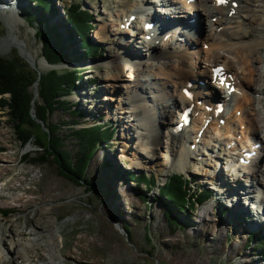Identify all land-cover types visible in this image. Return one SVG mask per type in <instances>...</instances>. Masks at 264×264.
Wrapping results in <instances>:
<instances>
[{"label": "rangeland", "instance_id": "374dc122", "mask_svg": "<svg viewBox=\"0 0 264 264\" xmlns=\"http://www.w3.org/2000/svg\"><path fill=\"white\" fill-rule=\"evenodd\" d=\"M20 1L22 5L19 7V14L11 15V10H0V56L8 58L14 53L20 56L17 45L18 50L13 45L10 48H5L1 45L9 33L4 18L5 15L17 16V34L19 39L23 41L25 50L36 55L34 62L36 68L34 70L37 73H44L52 68L77 69L82 73L79 80L75 83V89L67 99L75 107V110L83 111L85 116L76 118L73 114H69L67 106L64 109L54 111L48 117V122L57 124L61 132L65 131L66 133H68V130H65V126L71 124L74 120L78 122L75 125L76 127H87L104 123L112 130V137L95 149L86 168L84 176L86 181L84 180L79 185L75 181L61 175L55 162L52 160L44 164H35L31 159L28 160L27 157H23V155L28 153H31L30 158L34 157L35 147L29 143L23 147L20 145L12 124L9 122L6 114L0 111V193L5 195V199L0 198V210H10L8 215L0 216V233L3 230L6 234L4 237L7 239L11 238L13 234L9 228L11 225L14 227V232L19 233V231H22L27 226L25 223V213L28 212V215L32 216L33 210L37 208L46 210L47 217L50 220L49 235H53L57 239V247H52L57 264H65L60 260V253L68 264H264V249L260 248V245L264 246V238H262V235H259V232H262L261 229L258 228L259 232H257L256 229L248 228L247 223L251 222L246 220L244 216L231 218L230 212L232 211L229 210V200L227 198H220V193H216V191L210 188L211 183L209 185L202 180L208 179L206 178L207 175L202 176L201 174L194 173L195 171L212 172L214 168L211 165V160H215L214 154H220L222 155L220 163L222 161L223 163L217 167L218 171L220 170V174L224 178L233 179V177H230V173L225 168L223 169L225 167L223 159L227 158L228 155H223L222 152L231 149L235 143V139L237 140L243 136L241 124L237 119L238 113H235V109L229 111L233 118L232 123L230 122L232 128H230V124L227 127L226 122L221 124L223 129H230V134L224 135V137L226 136V140L224 139L226 145L222 146L221 149L217 147L218 143L215 142L217 136L216 132L213 131L205 138L209 140L210 144L215 143L216 146L213 148L210 145L212 151L207 148L201 149V142L196 141L197 134L194 141L190 143L189 149L194 150L196 153L198 151V153L189 161L187 170L180 171L176 169L167 173L164 168L158 172L150 170L147 167L135 168L136 160L132 157L130 150L120 152L121 141L118 139V134L122 130L121 123L109 117L108 110L103 112L94 106L95 101L101 103L102 97L106 95V92L103 90L104 87L101 85L103 84L101 77L105 74L106 68L101 66V62H110V41L111 37L114 36L113 29L122 28L120 27V13L124 11L125 15H130V10L138 5L136 3L137 0H53L55 12L46 15L49 25L55 26L58 32L63 34V37L64 35L68 36L67 15L64 6L69 1H77L83 7L88 8L92 14L94 29L89 36L92 38L93 44H96L98 47L100 46V48L103 47L100 52L93 56L75 58L74 56L82 53L79 50L80 40L76 36L72 39L66 37L64 39L67 45H69L67 51L75 50V55L69 64L53 65L54 67L48 64L41 56V43L35 32L42 25L37 20H32L28 15L32 11V1ZM256 3L259 4L260 1ZM14 4L15 2L12 5L14 6ZM126 4L131 5L127 6ZM235 4L233 5L235 6ZM180 7V10L185 9V5ZM150 9H153V5L152 7L150 5ZM202 16L205 15L202 13ZM249 16H252L254 19V22L249 26H254L260 15L258 12H254L249 13ZM197 18L199 17L197 16ZM213 18L215 17L205 18L206 21L202 22L201 26L194 27L192 33H188L189 39H193L196 35L200 39L197 46L193 45L191 47V52L196 49L204 52L208 48L203 35L210 32L211 27H207L205 24H207L208 20L214 21ZM101 25H105L106 32L110 36L112 35L109 37L110 39L107 38L106 40H102V42L95 36ZM218 30L216 29V31ZM247 30L249 31L247 40L254 41L258 38L257 31L252 32L250 29ZM123 36L124 38H128L125 33ZM136 40L138 41L131 39L132 46H135V50L142 51V55H137V58L131 53L133 58L129 55L130 59L128 62L130 65L150 62V70L154 69V71H157L163 59L155 55L148 58L147 52L141 47L140 43L142 40ZM219 52L222 51L219 50ZM206 53L209 55V52L206 51ZM258 54L256 53L255 56H258ZM260 54L263 55L264 59V49L260 50ZM131 60L138 62L136 63ZM156 61L158 62L156 63ZM170 61L173 62V60ZM41 62L42 64L40 65ZM123 62V60L118 61L120 65ZM162 62L163 64H167L169 60ZM255 65L258 67L263 66L261 63H256ZM124 78V83L130 84V87H138L135 81L127 79L130 77L125 76ZM143 81L145 79H142ZM150 81V79H147L146 83L150 85ZM200 81L202 82L203 80ZM220 86L218 84L215 88L214 86L212 87L215 90V95L220 94ZM262 87L264 91V83ZM135 91L136 93H128V97L131 100H134V97H139L142 93L145 96L144 100L137 104L143 103L148 104L150 107L153 106L151 99L146 97L147 94L141 92L139 88H136ZM204 91L202 90L203 93H205ZM151 93L155 95L160 94L156 90H151ZM118 95L119 92H116L115 96L117 97ZM96 96H98V99L95 100ZM261 96L264 98V94H261ZM103 102L105 103L106 101L103 100ZM196 104L198 103L196 102ZM111 107L112 105L108 109ZM154 107L157 108L156 106ZM180 111L181 107L179 108L178 105L172 119H165L173 121V119L179 116L177 113ZM140 119L150 125L153 123L144 113L140 115ZM243 123L245 125L246 121L244 120ZM208 124L210 125V122ZM45 131V128L41 126L35 130L36 134L41 137H45ZM130 132L132 131L130 130ZM192 133L190 132V135H193ZM229 136L233 138L228 141L227 137L229 138ZM190 138L192 139L193 136H190ZM200 139L202 137L199 138V141ZM132 143L133 141L131 140L129 145L131 144L132 146ZM194 144L195 146L192 148ZM65 145L71 155H75L77 151L75 141L67 140ZM147 145L148 143H145V147ZM160 145L159 153L164 155L169 148L165 147L164 142L160 143ZM230 145L231 147L229 148L228 146ZM28 146L29 148H27ZM145 147L143 145L139 148ZM199 148L200 151L205 149L208 155L200 157ZM109 157L116 160L117 164L114 174L115 178L112 180H116L117 182L115 190L120 191V194L117 193L118 196L116 195V202L118 204L116 212L119 215L115 211H112L113 209L108 198L109 195L105 188L106 180L104 172L106 165H108ZM175 164L179 165L180 162L176 161ZM261 166H264V160ZM174 173L182 174V177L189 181L191 190L203 188L204 190H208L211 195V197L208 196L202 200L203 204L195 202L192 211L180 214L182 226L169 225L164 214L165 199L164 197H159V187ZM140 175L154 176L157 181L155 187L148 190L144 185H137L135 179ZM245 180L244 176L240 177V185L241 183L247 185L248 182ZM90 183L94 187L91 188ZM89 188L91 190H88ZM256 191L257 189H254V192H250L249 194L255 196ZM10 196L20 198V201L16 202L11 198L9 199ZM27 199L30 202L27 204L28 207L23 209L21 204ZM247 201L245 200L244 203ZM232 204L233 200L229 205L232 206ZM249 205L251 206V203ZM250 206L246 205V208L249 209L251 208ZM250 217L254 218V216ZM123 226L127 228L128 232L123 229ZM256 232L258 236H252ZM262 233L264 234V232ZM26 239V236L19 237L21 247ZM45 240L47 238L41 239L38 244L45 242ZM37 264H41V262L38 261Z\"/></svg>", "mask_w": 264, "mask_h": 264}, {"label": "bare ground", "instance_id": "6f19581e", "mask_svg": "<svg viewBox=\"0 0 264 264\" xmlns=\"http://www.w3.org/2000/svg\"><path fill=\"white\" fill-rule=\"evenodd\" d=\"M154 1H158L164 9L162 7L158 8L157 11L150 9L147 4H153ZM258 1H260L259 4L256 3ZM233 2L238 4L236 8L233 7ZM118 3L120 4V2ZM136 3L138 5L130 10V15H125L124 11L120 13L121 24H119L122 28L113 29L114 36L111 35V37L106 32L105 25H101L95 34L96 38L101 41L111 37V54H109L110 62H101V66L106 68L105 74L101 77L103 82L101 85L105 88L103 90L106 95L102 97L101 103L95 101L94 106L103 112L108 110V116L121 123L122 130L118 134V139L121 141L120 152L130 150L132 157L136 160L135 168L147 167L156 172L164 168L168 173L176 169L180 171L187 170L189 161L198 153V151L196 153L194 150H190L189 146L199 132H201L202 137L198 141L201 142V149L207 148L212 151L210 145L213 148L216 146L215 143L210 144L209 140L205 138L213 131L216 132L215 142L218 143L217 147L221 149L222 146L226 145V142H224L226 136L224 137V135L230 134V129H223L219 124V118L226 120L227 127L233 118L230 112L222 115V111L216 114L214 109L219 101L224 104H234L235 111H241L242 114L237 117L241 124V132L248 131L254 138L253 142H251V137L248 139V136L245 140L239 139L231 149L222 152L223 155L231 156L225 158L223 169L225 168L233 179L224 178L220 174V170L218 171L217 163H220V159H222L220 154H214L215 160H211V165L214 168L212 172L195 171L194 173L202 176L207 175L206 178L208 179L202 180L209 185L211 183L210 188L216 193L219 192L220 198H227L229 204L233 200L232 206L228 204L229 210L232 211L230 212L231 218L244 216L246 220L251 222L247 223L248 228L254 230L260 228L264 232V166H261L264 160V98L261 96V94H264L262 87L264 83V59L263 55L260 54V50L264 49V0H230L221 5H217L214 0H195L194 5L191 3L186 4V0H137ZM142 3H146V6ZM178 4L187 6L184 7L185 9L180 10L181 7ZM21 5L20 0H0V9L11 10V15L19 14ZM126 5L130 6L131 4ZM160 12L169 13L177 21L158 16ZM254 12H258L260 16L254 26H249L254 22L249 13ZM202 13L205 16H202ZM11 15H5L4 17L9 33L1 45L5 48L17 45L20 53H24L26 50L23 41L19 39L17 34L18 18ZM131 15L135 16L134 21H131ZM58 17L60 18L59 15ZM208 17H215L213 18L214 21H207L205 26H210L211 30L208 34L203 35V39L208 44L206 51L209 52V55L206 51L200 52V49L191 52V47L193 45L197 46L200 39L198 35L194 36L193 39H189L188 33H192L194 27L201 26L202 22L206 21L205 18ZM146 20L154 23V29L152 30L154 34L143 27ZM216 29L219 30L216 31ZM247 29L252 32L257 31L258 38L254 41L247 40L249 36ZM124 33L127 34L128 38H124ZM147 35H150L149 39L145 38ZM131 39H135V41H138L136 39L142 40L140 44L144 51L147 53L153 52L156 57L163 59L162 61L169 60V63L163 64L161 61L157 71L150 70V62L130 65L128 62L130 59L129 54L133 53L137 58V55H142V51L134 49L135 46H132ZM121 52L124 53V59L120 54ZM256 53H259L258 56H255ZM25 54L32 62H35V54L28 51ZM119 60L124 61L122 65L118 63ZM170 60H173V62ZM42 61L44 60L42 59ZM256 63H261L263 66L258 67L255 65ZM216 66H222L225 71L224 76H226L224 84L220 86L219 95L211 94L212 87L215 88L218 84L220 85L218 79L213 80L212 76L213 68ZM125 76L130 77L127 79L135 81L138 85L136 88L147 94L146 97L151 99L153 103L152 107L156 106L157 108H152L148 104H137L144 100L145 96L142 93L139 97H134V100H131L128 93H136V88L124 83ZM142 79H145V81L142 82ZM147 79L151 80L150 85L146 83ZM200 80H203L208 88L201 86L198 82ZM192 81L193 83L189 84ZM226 82L228 86L225 85ZM187 86L193 92L194 100L183 93L184 87ZM230 86H234L233 92H230ZM151 90L159 91L160 94H152ZM202 90H205V93ZM116 92H119L117 97L115 96ZM124 95L126 96L124 97ZM97 97H95V100L98 99ZM198 99L203 102L202 105L196 104ZM103 100L106 102L104 103ZM111 105L112 107L108 109ZM178 105L179 108L181 107V111L177 113L179 116L173 121H168L167 119L171 120L175 115ZM188 105H192V123L177 130L175 125L180 122L181 113L184 107ZM143 113L153 122L151 125L140 119V115ZM206 118H210V125L205 124ZM244 120L246 125L243 123ZM154 127L156 128L154 129ZM190 132H193V135H190ZM190 136H193V138L191 139ZM209 137L211 138L210 135ZM131 140L133 141L132 146L129 145ZM227 140L230 139L227 138ZM162 142L165 143L166 148H169L164 155L159 153L160 143ZM145 143H148L146 147ZM255 143H259L257 154L251 157L245 156L246 151H253ZM143 145L145 148L140 149L139 147ZM238 146L240 148L247 146L249 149H244L243 152L237 154V156H243L244 160L249 163L244 168L242 167L243 164H240L239 160L232 156ZM199 153L205 154L204 150H199ZM176 161L180 164L174 165ZM229 164H234L235 167H230ZM116 165V160L109 157L104 178L112 211L119 215L116 212L118 210L116 195L117 193L120 194V191L115 190L117 182L112 180L115 178ZM240 171H244L243 176L246 179L245 181L248 182L247 185L242 183L240 185V177L237 176ZM254 189H257V193L251 201V208L248 209L246 208L247 202L244 203V201L249 199V193L254 192ZM4 196L0 193V198L5 199ZM10 198L16 202L20 201V198L17 197L10 196ZM29 202L28 199L22 202L23 209L28 207ZM254 204L257 205V212L252 211L255 208ZM108 206L110 205L108 204ZM261 206H263V209L260 208ZM28 214V212L25 213L27 226L22 231L16 233L13 225L9 227L13 232L11 238H5L4 235L6 234L1 230L0 264H37L38 261L41 264H57L55 262L56 257L52 252V247H57V239L53 235H49L50 220L47 217L46 210L35 208L32 216ZM250 216L255 218L252 219ZM20 236L27 237L26 241L22 242V247L19 243ZM44 238H47V240L38 244ZM68 256L70 257L69 254ZM60 260L68 264L61 253Z\"/></svg>", "mask_w": 264, "mask_h": 264}, {"label": "trees", "instance_id": "16d2710c", "mask_svg": "<svg viewBox=\"0 0 264 264\" xmlns=\"http://www.w3.org/2000/svg\"><path fill=\"white\" fill-rule=\"evenodd\" d=\"M30 1L33 5L28 15L42 25L36 30L35 35L41 43V56L47 63L58 65L71 62L76 51H67L69 45L64 39L66 37L72 39L76 36L80 40L79 50L82 53L77 54L79 58L93 56L103 49L93 44L89 36L88 27L93 24L92 14L88 9L82 8L77 1H69L64 6L68 26V36L64 37L55 26L47 22L46 15L55 12L54 1ZM81 74L77 69L52 68L38 75L17 54L14 53L8 58L0 56V111L6 114L12 124L20 145L23 147L29 143L35 147L34 157L30 158L31 153L23 157L31 159L35 164H44L52 160L61 175L79 185L85 180L86 168L95 149L112 137V130L104 123L76 127L78 122L74 120L65 126V130H68L66 133L61 132L57 124L48 122L47 119L54 111L67 106L69 114H73L76 118L85 116L83 111L75 110L67 99L75 89V83ZM35 82L36 88H34ZM32 113L42 121L46 130L45 137L36 134L35 130L40 128V125L32 118ZM67 140H74L77 145V151L73 156L66 149ZM182 176L178 173L172 174L159 187V197L165 199L164 214L170 226H182L180 214L192 211L195 202L202 204V200L209 196L208 190L203 188L191 190L189 181ZM135 183L144 184L149 190L155 187L156 178L152 175L150 177L140 175L135 179ZM90 185L91 188L94 187L92 183ZM9 213V209L0 210V216ZM123 229L128 232L125 226ZM260 248L264 249V246L260 245Z\"/></svg>", "mask_w": 264, "mask_h": 264}, {"label": "water", "instance_id": "95a60500", "mask_svg": "<svg viewBox=\"0 0 264 264\" xmlns=\"http://www.w3.org/2000/svg\"><path fill=\"white\" fill-rule=\"evenodd\" d=\"M16 48H17V46H15ZM17 50H18V48H17ZM19 55H20V57L32 68V69H35L36 67H35V64H34V62H32L28 57H27V55L25 54V52L24 53H19ZM49 64V63H48ZM50 65H52V64H50ZM53 66V65H52ZM54 67V66H53ZM38 75L40 74L39 72L37 73ZM38 79V78H37ZM34 87H36V82L34 83ZM36 95V92L34 93V96ZM31 116H32V118L33 119H35V121L37 122V123H39V125L41 126V127H44L43 126V123H42V121L41 120H39L38 118H36L35 117V114L34 113H32L31 114Z\"/></svg>", "mask_w": 264, "mask_h": 264}, {"label": "snow or ice", "instance_id": "6c2138e0", "mask_svg": "<svg viewBox=\"0 0 264 264\" xmlns=\"http://www.w3.org/2000/svg\"><path fill=\"white\" fill-rule=\"evenodd\" d=\"M222 2H224V0H218V3H222Z\"/></svg>", "mask_w": 264, "mask_h": 264}]
</instances>
